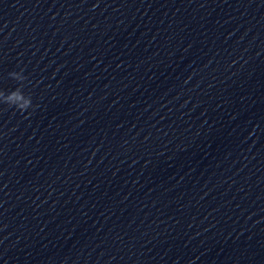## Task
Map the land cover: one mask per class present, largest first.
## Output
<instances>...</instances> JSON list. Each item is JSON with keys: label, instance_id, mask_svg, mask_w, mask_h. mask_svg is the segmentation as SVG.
<instances>
[{"label": "clouds", "instance_id": "1", "mask_svg": "<svg viewBox=\"0 0 264 264\" xmlns=\"http://www.w3.org/2000/svg\"><path fill=\"white\" fill-rule=\"evenodd\" d=\"M10 75L21 82L27 80V77L23 74V69H21L19 72H12ZM4 99L6 103L11 105V107H14L20 113H25L30 108L35 107L32 103L31 96L26 95L23 89L19 87L16 90L10 92L6 97H4Z\"/></svg>", "mask_w": 264, "mask_h": 264}]
</instances>
